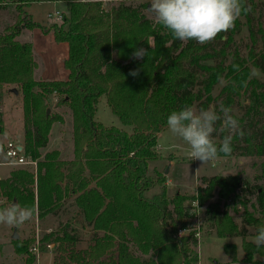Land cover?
I'll list each match as a JSON object with an SVG mask.
<instances>
[{"label":"trees","instance_id":"obj_1","mask_svg":"<svg viewBox=\"0 0 264 264\" xmlns=\"http://www.w3.org/2000/svg\"><path fill=\"white\" fill-rule=\"evenodd\" d=\"M11 1L17 20L0 31V86H18L23 152L37 161V167L36 171L10 170L0 179V194L10 204L33 208L32 217L39 220L73 196L93 232L91 245L83 252L86 258H80L82 264H199L201 235L241 239L240 258L236 245H224L228 259L224 264H264V247L257 249L248 240L264 225V181L251 183L239 174L203 175L195 193L176 192L169 197L165 176L155 171L153 179L148 174L149 161L158 155L157 135L167 126L169 113L196 102L207 109L214 101L213 88L222 79L226 83L219 98L225 107H232L243 90L251 89L247 110L237 117L244 135L233 137L230 156H264V122L260 132L255 120L258 115L264 118V93L256 91L262 85L250 77V67L238 53L228 63L215 59L238 30V20L228 33L217 36L224 46L218 52L211 42L175 40L145 14L147 2L134 5L121 0L105 9L101 0H68L62 23L46 27L23 10L33 0ZM248 15L249 11L241 14ZM34 28L52 32L56 42L67 43L65 79L35 78L32 42L17 39L23 30ZM140 47L147 48L149 55L134 60L132 52ZM261 58L264 63V54ZM131 70H138V75H129ZM102 95L119 121L132 127L131 132L95 120ZM54 98L57 107L66 106L71 114L73 157L69 160L61 159L57 149L43 153L53 124L63 120L61 113L47 114L48 101ZM157 185V193L146 195ZM231 194L238 197L240 210L224 204ZM190 200L202 209L196 212ZM69 226L42 232L39 252L48 244L76 242L78 232ZM34 241L10 240L25 264L36 262L30 252Z\"/></svg>","mask_w":264,"mask_h":264},{"label":"rangeland","instance_id":"obj_2","mask_svg":"<svg viewBox=\"0 0 264 264\" xmlns=\"http://www.w3.org/2000/svg\"><path fill=\"white\" fill-rule=\"evenodd\" d=\"M67 1L33 0L24 5L23 10L31 16L33 21L46 27H49L53 23L60 25L63 17L68 14ZM101 1L104 8L108 9L121 0ZM124 1L134 5L143 2L149 3V0ZM247 5L250 9L249 15L247 18L240 16L237 19L239 28L232 34L229 44L224 47L222 41L216 37L211 42V45L218 52L221 48H225L223 54L218 55L215 59L223 58L228 63L235 53L244 58L250 67V77L262 85V87L256 88V91L264 93V63L261 58V55L264 54V0H248ZM56 12L61 13V19L56 20L48 17L50 13L54 14ZM144 12L150 19L155 20L154 15L148 9H145ZM16 20L17 9L15 2L3 0L0 3V31L5 26L15 23ZM17 39L21 42H32L34 59L37 61L36 65L38 67L35 78L65 79L67 77V70L63 66L64 59L67 57V43L56 42L52 32L43 33L39 28L32 30L25 29L17 36ZM249 54L252 58L249 57ZM39 73L42 77H40ZM225 83L226 81L222 79L212 91L214 101L209 107H214L217 111L222 99V97L219 98V93ZM17 87L16 85L0 86V118L2 120V132H0V179L5 178L10 170L19 167L33 170L27 166L5 164L6 158L2 153V147L7 140L23 143V111L20 92ZM250 94L251 89L247 88L241 92L239 97H236L231 107L235 118L242 117L245 114L249 105ZM55 103V98L48 101L49 113H61L63 120L53 124L48 145L43 150V153L57 149L60 152L61 159L69 160L73 157L71 114L66 106L57 107ZM193 106L197 109L201 108L198 102ZM94 118L106 126L113 125L127 132H131L132 130L131 126L123 125L112 113L105 95H102L97 103ZM255 120H257V129L262 132L263 116L258 115ZM216 127L217 131L213 134V139L220 142L222 140L221 136L225 132L220 131L219 122ZM158 144L163 148L160 149V154L158 146L156 147L158 155L155 160L149 161L148 174L153 179L156 178L157 175L153 170L154 167L158 169L159 175H164V172L166 173L164 175L166 178L164 185H166V192L169 197L173 196L176 192L187 195L195 193L198 186V178L203 175L239 174L247 177L251 183L256 182L261 184L264 181V171H262L264 168V156L242 157L233 154L232 156L219 157L206 163L199 160L191 161L185 155V145L183 142L168 132L167 128L159 136ZM167 146H173V148H165ZM159 190L160 186H154L147 191L146 195L150 196ZM224 201H226L224 202L226 207L229 206L233 209H239L240 207L236 195L231 194ZM188 203L195 207L196 212L202 209L193 200L188 201ZM8 205H10L9 201L0 194V207ZM237 221L239 222V219ZM65 223L70 224L69 229L73 228L78 232L77 241L66 242L60 245L59 243L48 244L49 246L46 245L43 252H39L40 234L61 229ZM199 224L200 221L197 222V225ZM13 230L16 231L18 239L34 238L35 241L30 252L36 255L35 264H82L80 258H86L83 252L91 245L93 235L91 228L85 223L82 215L75 207L73 196L66 197L62 206L56 212L49 214L42 220L31 217V219L19 226L0 224V264H25L24 258L15 255L13 247L10 245ZM248 240L254 242V238L250 237V235ZM198 242L199 264H224L228 262L223 251V247L226 244L236 245L238 257L242 256L240 238L221 239L215 237V235H207V237L206 235H203V237L201 235Z\"/></svg>","mask_w":264,"mask_h":264},{"label":"clouds","instance_id":"obj_3","mask_svg":"<svg viewBox=\"0 0 264 264\" xmlns=\"http://www.w3.org/2000/svg\"><path fill=\"white\" fill-rule=\"evenodd\" d=\"M149 5L148 11L155 21L169 30L175 40H194L201 45L234 28L241 14L250 10L244 0H149ZM148 55V49L143 47L132 52L134 60H142ZM129 75L137 76L138 70H131ZM218 122L220 131L227 133L219 144L213 139ZM166 123L168 132L185 145V155L191 161L206 163L218 159L220 154L230 156L233 137L244 135L232 108L223 103L218 111L211 106L207 109L184 106L171 111ZM33 213V208L18 203L0 207V224L19 226L31 219ZM254 243L257 249L264 247V225L257 227Z\"/></svg>","mask_w":264,"mask_h":264},{"label":"built area","instance_id":"obj_4","mask_svg":"<svg viewBox=\"0 0 264 264\" xmlns=\"http://www.w3.org/2000/svg\"><path fill=\"white\" fill-rule=\"evenodd\" d=\"M48 17L58 20L62 18V15L61 13L56 12L54 14L50 13ZM2 153L6 158L5 164L14 166H27L32 168L33 171H36L37 161L27 157L24 154L22 142L20 143L19 141L7 140L2 147Z\"/></svg>","mask_w":264,"mask_h":264},{"label":"crops","instance_id":"obj_5","mask_svg":"<svg viewBox=\"0 0 264 264\" xmlns=\"http://www.w3.org/2000/svg\"><path fill=\"white\" fill-rule=\"evenodd\" d=\"M62 43H63V42H62ZM64 43H66V42H64ZM36 63H37V61H36ZM37 68H38V67H37V65H36V68L34 69V76L36 75ZM39 74H40V73H39ZM40 77H42L41 74H40ZM42 79H45V78H42ZM18 93H19V92H18ZM19 94H20V93H19ZM20 97H21V95H20ZM21 103H22V98H21ZM166 128H167V126H166L161 132H159L158 135H157V146H158V148H159V149H158V152H160V149L163 148V147H161V146L158 144V138H159V136L162 134V132H163ZM165 148L172 149L173 146H167V147H165ZM160 154H161V152H160ZM171 160H173V159H171ZM169 161H170V160H169ZM154 168H156V167H154ZM154 168H153L154 172H155V171H158L157 168H156V169H154ZM166 171H167V170H166ZM163 174L165 175L166 173L164 172ZM166 181H167V180H166ZM226 260L228 261L227 258H226ZM226 260H225V261H226ZM225 261H224V262H225Z\"/></svg>","mask_w":264,"mask_h":264},{"label":"water","instance_id":"obj_6","mask_svg":"<svg viewBox=\"0 0 264 264\" xmlns=\"http://www.w3.org/2000/svg\"><path fill=\"white\" fill-rule=\"evenodd\" d=\"M15 92H17L16 90H15ZM49 113V109H47V114ZM15 203V202H14ZM11 239L12 240H17L18 239V235H17V233H16V231L15 230H13V233H12V235H11Z\"/></svg>","mask_w":264,"mask_h":264}]
</instances>
